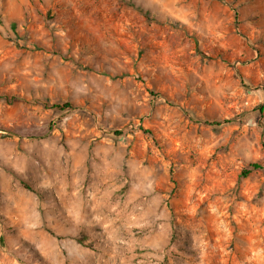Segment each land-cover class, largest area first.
Listing matches in <instances>:
<instances>
[{"label":"rangeland","instance_id":"rangeland-1","mask_svg":"<svg viewBox=\"0 0 264 264\" xmlns=\"http://www.w3.org/2000/svg\"><path fill=\"white\" fill-rule=\"evenodd\" d=\"M0 264H264V0H0Z\"/></svg>","mask_w":264,"mask_h":264},{"label":"trees","instance_id":"trees-1","mask_svg":"<svg viewBox=\"0 0 264 264\" xmlns=\"http://www.w3.org/2000/svg\"><path fill=\"white\" fill-rule=\"evenodd\" d=\"M139 11H141L142 12V9H139ZM68 107V105H64L63 106V108H67ZM208 124H210L211 126H215V127H220L222 124L221 123H219V122H211V123H208ZM223 124H228V121H226V122H224ZM120 133H115V135H119ZM262 169V166L260 165V164H251V165H249V169H247L244 173H243V175H248L250 172H252V171H255V170H261Z\"/></svg>","mask_w":264,"mask_h":264}]
</instances>
